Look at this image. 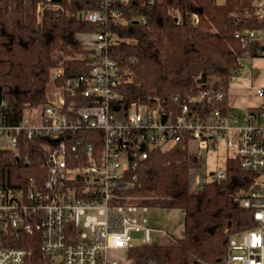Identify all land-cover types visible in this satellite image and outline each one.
I'll return each mask as SVG.
<instances>
[{"label": "trees", "instance_id": "obj_1", "mask_svg": "<svg viewBox=\"0 0 264 264\" xmlns=\"http://www.w3.org/2000/svg\"><path fill=\"white\" fill-rule=\"evenodd\" d=\"M55 1L59 7L42 13L37 0H0V84L7 111L14 117H23L26 108L49 99L54 68L62 67L67 76L87 71L92 64V50L80 34L90 35L98 25L79 13L97 8L96 0ZM150 1L130 0L122 8L130 21L112 24L118 39L110 55L129 79L121 83L119 103L174 110L173 96L180 94L181 104L205 112V103L191 98L201 89H212L224 92L212 107L223 114L234 111L228 91L241 59L259 57L264 49L259 37L243 39L245 30L264 36V16L245 0ZM44 158L38 139L22 137L19 154L0 150V182L12 187H27L33 180L41 183L47 175ZM203 161L186 139L172 149L153 150L129 171V185L122 193L137 198L128 201L184 211L183 236L169 232L161 243L135 245L128 257L136 264L220 262L232 236L257 227L253 210L242 204L240 194L256 174L243 168L238 158L228 157L226 177L194 189L191 171L201 168ZM32 236L24 234L23 242L14 244L32 245L37 256L43 255Z\"/></svg>", "mask_w": 264, "mask_h": 264}, {"label": "built area", "instance_id": "obj_2", "mask_svg": "<svg viewBox=\"0 0 264 264\" xmlns=\"http://www.w3.org/2000/svg\"><path fill=\"white\" fill-rule=\"evenodd\" d=\"M37 2L42 13L60 5ZM96 2L97 8L79 13L98 25L90 34L89 70L65 76L62 67L54 68L50 97L35 118L26 114L32 107L20 118L8 113L4 98L0 104V150L19 154L22 137L36 138L47 168L41 183L12 187L0 182V264H119V254L128 256L135 245L152 243L153 231L170 234L142 215L151 206L128 201L137 197L122 193L129 171L155 149L169 150L187 139L189 148L195 142L202 154L215 150L222 137L232 150L228 157L256 174L240 194L258 225L232 236L225 259L209 264H264V103L241 115L232 110L223 114L212 104L224 92L201 89L191 99L205 103V112L181 104L180 94L173 96L174 110L138 102L123 107L119 88L129 79L110 48L118 39L112 24L130 21L122 9L130 0ZM254 5L264 16V0ZM245 33L243 39L264 40L254 29ZM257 94L264 97V86ZM137 177L132 174L133 180ZM224 177L225 170L213 174ZM134 232L142 233L140 243L133 242ZM24 234L33 235L32 244L40 242L43 255L37 256L32 245L14 244L23 242Z\"/></svg>", "mask_w": 264, "mask_h": 264}, {"label": "rangeland", "instance_id": "obj_3", "mask_svg": "<svg viewBox=\"0 0 264 264\" xmlns=\"http://www.w3.org/2000/svg\"><path fill=\"white\" fill-rule=\"evenodd\" d=\"M81 41L87 45L92 46L93 41L89 34L81 33ZM243 68L246 70L247 77H256L259 74H264V57H243L241 59ZM259 69V74L257 75L256 69ZM41 112V107L36 106L28 108L26 114L33 115V118ZM191 150L199 151L197 143H191ZM201 151V150H200ZM203 154V165L199 169H193L191 171L192 177V186L194 189H199L203 186L204 183L213 178V173H218L221 170H224L226 167V161L228 155L232 154L227 146V141L225 137H222L217 145L215 150L201 151ZM198 179V182H197ZM143 216H147L150 224L153 227H161L168 230L171 234L176 237H182L184 234V211L178 208H162V207H150L148 212H144ZM140 232L133 233V242H141ZM151 238L155 243H161L165 240V236L159 234L155 231L151 233ZM119 264H136L131 258H129L124 252L118 255Z\"/></svg>", "mask_w": 264, "mask_h": 264}, {"label": "crops", "instance_id": "obj_4", "mask_svg": "<svg viewBox=\"0 0 264 264\" xmlns=\"http://www.w3.org/2000/svg\"><path fill=\"white\" fill-rule=\"evenodd\" d=\"M251 4H254L255 0H245ZM251 57V56H245ZM254 58V57H251ZM259 69H256L257 75L259 74ZM246 70L243 65L235 78L232 80L228 96L229 103L236 114H243L244 112L259 107L264 103V97L257 94V89L264 86V74H259V76L247 77ZM212 174H214L212 172ZM198 182V179H197Z\"/></svg>", "mask_w": 264, "mask_h": 264}, {"label": "water", "instance_id": "obj_5", "mask_svg": "<svg viewBox=\"0 0 264 264\" xmlns=\"http://www.w3.org/2000/svg\"><path fill=\"white\" fill-rule=\"evenodd\" d=\"M3 92H2V86H1V84H0V104L2 103V101H3Z\"/></svg>", "mask_w": 264, "mask_h": 264}]
</instances>
